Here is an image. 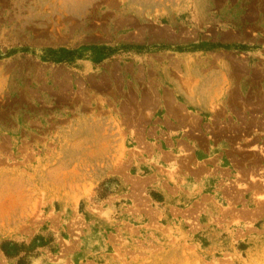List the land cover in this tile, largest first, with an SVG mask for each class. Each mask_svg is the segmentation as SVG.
Segmentation results:
<instances>
[{
    "label": "rangeland",
    "instance_id": "374dc122",
    "mask_svg": "<svg viewBox=\"0 0 264 264\" xmlns=\"http://www.w3.org/2000/svg\"><path fill=\"white\" fill-rule=\"evenodd\" d=\"M0 264H264V0H0Z\"/></svg>",
    "mask_w": 264,
    "mask_h": 264
},
{
    "label": "crops",
    "instance_id": "0c3cea01",
    "mask_svg": "<svg viewBox=\"0 0 264 264\" xmlns=\"http://www.w3.org/2000/svg\"><path fill=\"white\" fill-rule=\"evenodd\" d=\"M212 111V108H209Z\"/></svg>",
    "mask_w": 264,
    "mask_h": 264
},
{
    "label": "bare ground",
    "instance_id": "6f19581e",
    "mask_svg": "<svg viewBox=\"0 0 264 264\" xmlns=\"http://www.w3.org/2000/svg\"><path fill=\"white\" fill-rule=\"evenodd\" d=\"M213 109V108H212Z\"/></svg>",
    "mask_w": 264,
    "mask_h": 264
}]
</instances>
